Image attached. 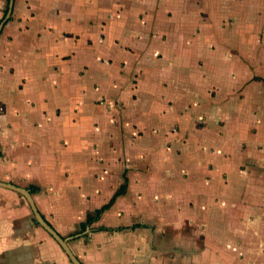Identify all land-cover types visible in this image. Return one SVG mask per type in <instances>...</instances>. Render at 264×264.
<instances>
[{"label": "crops", "instance_id": "crops-1", "mask_svg": "<svg viewBox=\"0 0 264 264\" xmlns=\"http://www.w3.org/2000/svg\"><path fill=\"white\" fill-rule=\"evenodd\" d=\"M33 204L81 264H264V0H0V264H74Z\"/></svg>", "mask_w": 264, "mask_h": 264}, {"label": "water", "instance_id": "water-1", "mask_svg": "<svg viewBox=\"0 0 264 264\" xmlns=\"http://www.w3.org/2000/svg\"><path fill=\"white\" fill-rule=\"evenodd\" d=\"M33 209L38 222L59 242V244L66 251L72 262L74 264H81L79 260L74 256V254L71 252L66 240L63 239L61 236H59V234H57V232L45 221V219L40 215L34 204H33Z\"/></svg>", "mask_w": 264, "mask_h": 264}, {"label": "trees", "instance_id": "trees-1", "mask_svg": "<svg viewBox=\"0 0 264 264\" xmlns=\"http://www.w3.org/2000/svg\"><path fill=\"white\" fill-rule=\"evenodd\" d=\"M121 192H122V190H121ZM121 192H120V193H121ZM113 201H114V199L111 200V202H110L109 204L105 205L103 208L97 210L95 214H93V215H92V214L89 215V217H88V222L90 223V222H93L94 220H96V219L102 214V212H103L104 210H106L107 208H109V207L112 205Z\"/></svg>", "mask_w": 264, "mask_h": 264}]
</instances>
